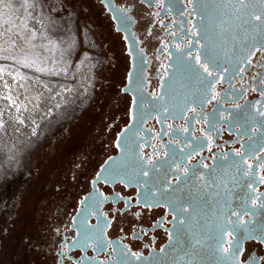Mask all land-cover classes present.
Returning <instances> with one entry per match:
<instances>
[{"label": "flooded vegetation", "instance_id": "1", "mask_svg": "<svg viewBox=\"0 0 264 264\" xmlns=\"http://www.w3.org/2000/svg\"><path fill=\"white\" fill-rule=\"evenodd\" d=\"M67 1L93 29L102 63L86 109L54 126L0 184L8 202L0 205V264H226L214 253L206 258L208 224L218 225L209 229L211 244L221 225L237 236L264 230V55L209 68L204 106L184 119L161 117L155 100L173 59L203 46L193 1ZM121 15L130 17L123 25ZM220 105L240 114L241 129ZM237 152L245 169L253 165L249 176L242 168L240 190ZM222 202L224 213L211 212ZM243 249L236 264L253 251L264 256L254 240Z\"/></svg>", "mask_w": 264, "mask_h": 264}, {"label": "rangeland", "instance_id": "2", "mask_svg": "<svg viewBox=\"0 0 264 264\" xmlns=\"http://www.w3.org/2000/svg\"><path fill=\"white\" fill-rule=\"evenodd\" d=\"M3 56L10 58H0V119L7 122L0 134V184L54 126L86 109L102 63L93 29L67 0H0ZM25 57L37 63L24 67L18 61ZM25 143L30 147L21 153Z\"/></svg>", "mask_w": 264, "mask_h": 264}, {"label": "water", "instance_id": "3", "mask_svg": "<svg viewBox=\"0 0 264 264\" xmlns=\"http://www.w3.org/2000/svg\"><path fill=\"white\" fill-rule=\"evenodd\" d=\"M197 16H200L196 20L199 36L202 38V47H193L189 50L196 53L199 57V63L196 60V56L193 55L189 59H186L185 53L176 54L173 59L172 68L167 77H165L158 88V94L156 97L157 114L161 117L170 119H184V114L195 106H204L203 96L209 93L210 85L213 82L211 76L203 71L200 64L206 63L210 69L218 68L222 70L225 66L228 68L233 63H240L244 58L248 56V49L255 44L260 46V42L264 40V33L253 29L250 25L240 26L243 20L247 19V13L250 7L254 5L253 10L260 12L264 10V5L256 3V0H245V5L242 6L236 2V0H192ZM235 9H242L240 12H236ZM240 19H237V17ZM255 23V22H253ZM229 28V32H223L222 26ZM247 29V30H246ZM226 41V42H225ZM235 63V64H236ZM145 101V100H144ZM144 102H141L143 104ZM141 104L138 103L139 107ZM221 109L222 106L220 105ZM222 115H229L234 117L236 123L241 129L244 119H239V113H229L227 110H221ZM217 112L220 117V112ZM135 116V113H134ZM132 119L134 117L132 116ZM134 122V120H133ZM135 123L141 124L142 121H135ZM257 124V123H256ZM264 124V123H258ZM133 131L132 127H128L126 132ZM138 153V152H137ZM142 161V160H141ZM227 161H229L227 159ZM244 155L237 156V189L240 190L245 178L242 176V168H246L244 163ZM145 163V162H144ZM233 167V166H231ZM230 165H225L222 168L223 175H228ZM225 186V185H223ZM238 203L246 204L245 198L238 197ZM224 202L221 206H213L211 212L226 211ZM237 211H243L245 208H241L240 205L236 208ZM224 220L216 217L215 220ZM224 226V225H223ZM218 227V225H207V228ZM206 231L205 241V253L206 258H210L213 253L219 256V260L223 262L224 253H222L218 244L223 245L221 239V233H217L216 240L211 244L208 242L210 230ZM224 237V236H223Z\"/></svg>", "mask_w": 264, "mask_h": 264}, {"label": "snow or ice", "instance_id": "4", "mask_svg": "<svg viewBox=\"0 0 264 264\" xmlns=\"http://www.w3.org/2000/svg\"><path fill=\"white\" fill-rule=\"evenodd\" d=\"M141 2L143 3L144 0H141ZM190 2H191V0H190ZM236 2L242 6H246L245 0H236ZM101 3H104V0H101ZM256 3H258L260 5H264V0H256ZM105 7H108V4L105 3ZM253 8H254V5H252L250 7L249 12L247 13V19L243 20L242 24L240 26L250 25L253 29H256V30L260 31L261 33H264V10H262L260 12H256L255 10H253ZM241 10L242 9H235L236 12H240ZM126 11L127 10L123 9V8L117 9V12H120V13H126ZM113 18L115 19L117 17H113ZM119 19L121 20V24L123 25L124 23H126V21L128 19H130V17H128L127 15H121L119 17ZM237 19H240V17L238 16ZM253 22H255V23H253ZM222 31L227 33V32H229V28L222 26ZM258 53L261 55H264V40H262L260 42L259 47H257L255 44H253V46L248 49V56H247L246 62L249 65H251L253 63V58L256 57ZM0 58L9 59L10 57L9 56H3ZM196 60L199 63V57H196ZM18 63H21L24 67L31 68L37 63V61L36 60H29L27 57H25L24 60L18 61ZM262 66H264V65H262ZM200 67L209 76L214 75V73L209 69L208 64L202 63V64H200ZM36 71L50 72V70L45 69V68H36ZM50 74L57 75L59 73L58 72H51ZM17 75H20V73H17ZM21 79L27 80V79H29V77L21 76ZM21 86L23 87V85H21ZM19 123L23 124L24 121L19 120ZM6 124H7L6 121H4L3 119H0V134H6V132H7ZM38 127H39V125H37L36 128L32 129L31 136H33V137L37 136V128ZM16 131L19 132L20 130L16 129ZM29 147H30V145L25 143L24 147L22 149H19V150L22 153L23 151L27 150ZM236 155L237 156H243V153L237 152ZM11 159H13V157L10 156L9 160H11ZM256 159H260V158L257 157ZM149 163H150V161H149ZM244 163H246V161H244ZM260 168L264 169V164H261ZM252 169H253V165L248 164L247 169H245L243 172V175L244 176L252 175ZM147 174H148L147 172H144V175H147ZM98 178L99 177H97V179ZM259 181L261 183H264V175L259 176ZM253 191H256V189H253ZM7 203L8 202L6 200L0 201V205H2L4 207L7 206ZM260 207H264V203H261ZM183 211H187V209L185 208V209H183ZM232 215L236 216L238 218L237 223L239 225L243 224V216L240 213L233 212ZM174 219H175V217H174ZM184 222L185 221L183 219H181L179 221L180 224H184ZM232 223H233V221L230 218L225 217V224H232ZM0 231H3V230L0 229ZM219 231L221 233V239H223V236L225 234L227 235V237H229V239H228V245L229 246L228 247H224L222 244H218L219 250L222 253L227 254L224 257L226 264H236L238 257L243 255V251H244L243 244L245 241H253L254 240L257 244H264V230H262L258 236L254 234L255 230H250L249 232H247L244 235L237 236V235H234L232 231H227L226 228L223 225H221L219 228ZM163 250L164 249H161V251H163ZM133 255H135V256H137V258H139V254L133 253ZM262 259H264V256H258L255 253V251H253L249 255V257L243 262V264H260V260H262Z\"/></svg>", "mask_w": 264, "mask_h": 264}]
</instances>
